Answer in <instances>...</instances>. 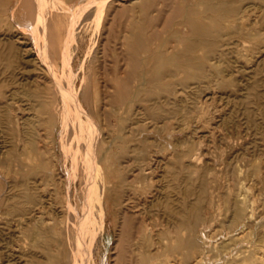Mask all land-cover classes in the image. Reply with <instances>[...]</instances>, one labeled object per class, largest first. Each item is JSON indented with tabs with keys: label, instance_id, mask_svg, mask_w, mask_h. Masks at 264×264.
Listing matches in <instances>:
<instances>
[{
	"label": "bare ground",
	"instance_id": "obj_1",
	"mask_svg": "<svg viewBox=\"0 0 264 264\" xmlns=\"http://www.w3.org/2000/svg\"><path fill=\"white\" fill-rule=\"evenodd\" d=\"M244 1L0 0V17L10 18L0 20L1 71L11 77L0 83V264H97L94 240L105 221L107 231L114 229L115 264H264V196L257 186L264 184V156L250 160L248 171L236 167L241 159L234 162L236 180L209 181L206 173L195 179L198 170L212 169L202 165L207 153L196 126L178 141L186 168L179 190L168 181L173 173L159 174L175 149L160 148L158 160L142 157L147 151L132 155L136 148L128 144L137 123L179 120L189 80L209 81L195 88V122L214 134L215 124L233 115L209 102L234 82L235 72L222 65L224 47L234 45L239 61L264 73L263 28L256 20L264 0ZM115 5L127 18L118 20L116 86L105 79L112 45L103 32ZM161 13L177 19L163 20L165 33L145 32ZM80 28L88 47L84 59L81 48L76 56L88 70L78 84L71 44L80 40ZM257 83L243 95L250 103L258 99ZM253 115L246 116L249 123ZM190 123L187 118L185 128ZM128 128L129 136L122 133Z\"/></svg>",
	"mask_w": 264,
	"mask_h": 264
},
{
	"label": "rangeland",
	"instance_id": "obj_2",
	"mask_svg": "<svg viewBox=\"0 0 264 264\" xmlns=\"http://www.w3.org/2000/svg\"><path fill=\"white\" fill-rule=\"evenodd\" d=\"M173 1H180V0H173ZM189 1H191V0H189ZM260 1L261 0H257V1L256 0H245L244 2H245V5H251V4L255 3V2L260 4ZM121 2L122 3H126V2H128V0H126V1L121 0ZM115 4H118V3H115ZM261 4L264 5V1H262ZM115 6H117V7H114V6L112 7L111 6L110 8H108V15H107L106 20H105V28L103 29V32H104V35H105L104 36V41H106V42L109 41L108 45H106V46L112 45V46L108 47V50H107V54L108 55L106 54L107 55V58H106L107 60H106L105 64L107 65V67H106L105 70L107 71V74L105 75V79H107L109 84L111 83V85H115L116 86L118 84L117 83L118 81L117 82L115 81V70H114L115 68L114 67H115L116 59H118V56H117L118 55V20H122L123 23L125 24L126 21H127V18H126V15L121 17L118 14V12H117L118 9H120V7L118 8V5H115ZM115 11H116V13H115ZM149 13H152V11H149ZM263 13H264V10H263V12H260V15H261V16L259 15L260 18H259V16L256 18V20L259 19L261 21L258 25L263 28V30H262L263 35L262 36H264V22H263L264 21L263 20L264 16H262V15H264ZM115 15H116L117 18H115ZM113 16H114V21L112 20ZM118 17L119 18L121 17V18L119 19ZM124 18H126V19H124ZM173 18L177 19L174 15L171 16V14H169V13H167V14L161 13L160 16L158 17V19H156V21L154 22V24L156 22L160 23L159 28L157 26H154V24H153V25H150V27L148 29H146L147 31H145V32H149V34H151L152 32H160V33L163 32V33H165L166 30H167V27H168L167 24L169 23V21L171 23L174 22ZM166 19L168 20V23L164 24L163 20L165 21ZM171 19H173V20H171ZM0 20H10L9 15L7 13L2 14L1 17H0ZM111 23H114V24L116 23V24L112 25ZM106 24H107V26H106ZM166 25H167V27H166ZM108 26L110 28H112V29H109ZM156 27H157V29H156ZM113 28H114V30H113ZM107 29H109V32H108ZM162 30H164L165 32L162 31ZM105 33L108 35V37H107V35ZM109 33H111L110 35L112 37L109 36ZM113 36H115V37H113ZM83 37H85V29L84 28H80V35H79V39L80 40L78 42L74 41V43L71 44V52L73 53L72 54L73 57L75 56V59H74V64H76L75 65V70H76V73L79 76V77L77 76L78 84L81 83V81L83 80V77H85L84 75L86 74V72L88 70L86 68L87 65L85 63L83 65L82 64L79 65V60L80 59L76 56L77 53L80 51V48H81V50L82 49L83 50L79 52V55L81 56V59H84L83 57H84V55L86 53L85 50H87L88 44H87V42H85V40H83ZM105 37H107V39H109V38H112V39L107 40ZM110 40H112L111 41L112 44L110 43ZM113 40H114V42H113ZM115 41H116V43H115ZM248 43H249L250 46L247 45ZM245 45H246V47H249V48L253 47V46H251V45H253L251 42H247ZM263 45H264V43H263ZM233 47H234V45H232V44L226 45L224 47L225 49H227V51H226L227 53L225 54V61L222 63V65L225 66L226 68H228L229 71H234L235 72V76H232V78L234 79L233 85L231 87H228V89L227 88H220V89L216 90L217 91L216 95H213V96L211 95V98L209 99V102L214 104L215 106L219 105V107H221V108H222L223 105H225V106H223L222 113H224V111L226 113L229 110H233L234 117L232 115L230 118L227 117V119L224 122L216 123L215 124V126H216L215 129H217V130L214 131V134L209 131V127H204L202 124L195 122L194 118L191 117V116H194V114H195L194 113L195 111L193 110V106H194L193 103H194L195 99L197 98V95L198 96L200 95L199 92H195V90H196L195 88H196L197 85H203V88H204V86L206 85L204 83H208L209 81L207 80V78H204V81L202 80V81H200L198 83H195L194 81L189 80L188 84H187L188 88L186 87V91L185 92L182 91V93H180V98L182 99L180 103L182 105H184V107L186 106V110L187 111L189 110L190 112L188 111L186 113L185 112L186 110L183 111L181 116H179L180 117L179 120H176L174 118H171V120H165L164 124H162L163 126H161L160 123L157 124L156 120L151 121L152 120V119H150L151 117L148 118L145 121V122L148 121L147 127L144 126L145 125L144 122L143 123L142 122L137 123L136 124L137 128L135 130L136 132L134 131L135 135L133 136V134H132V139L133 140H132L131 143H128L133 148H136L135 153L132 154V155H137V156L141 157L142 153L147 151V154L144 153L142 155V157L151 158V155H153V156L155 155V156H157L156 158L158 160H162V157H160L161 156L160 155V152H161L160 148L166 147V146H168V147L170 146L169 149H171V150L175 149L176 150V154H177L176 157H174L171 160H167V162H166L167 164L163 163L164 167L166 166L165 167L166 169L163 168L162 171H160L159 174H162L165 171L166 173L169 172V173H173L174 175H176L175 177H173L174 175L170 176L168 178V181L169 182L172 181L171 184L176 186V188L179 189V190H181L180 187L184 183V178L182 177V176H184L183 175L184 172H181V171H184V169L186 170V168H185V164H184L185 157H183V155L180 153L183 150V148H182L181 145H179L178 141L179 140H185L188 135L193 133V128L196 127V126H198V132H200L199 135H201L200 140L203 141V144L205 146L204 147L205 148V152L207 153L206 158L204 159V162L202 163V165L204 164V165H207L208 167H210V165H211L212 167H210V168H212V169L210 170V172L208 171L209 173L206 170H205L204 173H202L203 170H198L196 173H194L192 175V177L195 178V179H197V177H200L201 174H205L206 173L205 174L206 177H210L208 179L209 181H212V180L214 181L216 179H218L219 181H227L231 177H232V179L234 178L233 180H236V179H238V175H237V172H234V170H233L234 167L236 166V164H237L236 167H239V168L241 167L240 169H243V171H248V168H249L248 165L250 163V160L256 159L255 157L257 155L258 156H260V155L264 156V126H262V125H264V115H263L264 114V73H263V71H259L258 73L257 72L255 73V72L252 71V69L254 68L252 63L251 64H245L243 60L239 61L236 58V54L233 52ZM229 49L232 50V51H229ZM75 51H77V52H75ZM83 52H84V54H83ZM116 56H117V58H116ZM77 59H79V60H77ZM102 60H103V58H101V65H102ZM104 61H103V63H104ZM235 61H237L238 63L236 62L237 63L236 64ZM0 65H1V68H0V81L1 82L0 83L2 84V82L5 81V79H6V81L10 80L11 77L9 76L10 75L9 72H4V73L2 72V71H6V70H3L4 69V68H2L3 64L0 63ZM240 66H241V68H240ZM3 67H4V65H3ZM81 67H83V68L85 67L86 69L85 68L83 69ZM1 72H2V74H1ZM257 75H259V76H257ZM3 76L4 77L6 76V78H4ZM238 76H239V78H238ZM252 80H257L258 81L257 85L252 90V92H253L254 95L258 96L257 98L259 100L255 98L254 101L250 103L249 102L250 100L249 99H244L243 95H245L246 92H249V89L247 87H248V85L250 84V82ZM5 83H8V82H5ZM241 86L243 87L242 89H241ZM208 91H211V89H207V88L204 89V92H208ZM236 91H237V93H236ZM204 92L201 93L202 96H203ZM227 96H230V97L226 98ZM242 97H243V99H242ZM0 102H1V100H0ZM239 102H241V103H239ZM241 109H243V112H242ZM249 109H251V112L249 111ZM237 110L239 112H237ZM246 110H248V112ZM254 112H256V113L253 115ZM250 113H251V116L252 115L254 116V118L252 117V120L256 119V120H253V122L255 121L254 123L259 124V125H255L254 126L253 122L249 123L250 119H248V118H249V114ZM187 118H190V121H191L190 126L192 128L191 127L188 128V129L185 128L186 127L185 123H186V119ZM137 121H140L139 117L134 119V122H137ZM257 121H260V123L259 122L257 123ZM180 126L183 129V131H179ZM235 126H237V127H235ZM128 130H129V128L127 129V132H126V130H124V131H122V133L129 136V134H128L129 131ZM143 130L145 131V133H144ZM244 131H245V134H244ZM215 132H216V134H215ZM119 133H121V131L120 132L118 131V134ZM171 134L175 135V137H176L177 141L175 140L174 143L171 142ZM202 135H204V136H202ZM230 140L232 141V144H229L228 141H230ZM255 140H256V142H255ZM233 143H235V144H233ZM233 145H234V147H233ZM245 146H248V148L250 150V153L246 152ZM252 149H254L255 151L253 152ZM17 154H18V159L19 160H20L21 157H22V159L24 158V156H22V155L19 156V153H17ZM237 154H238V156H237ZM240 154H242V155L240 156ZM177 156L179 157V159H178ZM236 156L238 157V159H236ZM129 157L130 156H127L125 158V160L129 159ZM12 158L16 159L17 157L15 158L13 156ZM153 158H155V157H153ZM239 159H241V160H239ZM223 160L226 161V162H224ZM238 160H239V162H238ZM244 160H246L245 164H244ZM256 160H259V158L256 159ZM165 161L166 160H164L163 162H165ZM234 162L235 163L238 162V163L235 164ZM161 164H158V166L161 165ZM163 164H162V166H163ZM233 164H235V165H233ZM240 164H242V165L239 166ZM243 164L245 166H243ZM230 165L232 167H230ZM6 166H8V164H6ZM225 166H228V167H225ZM214 167H215V170H213ZM180 168H181V170H180ZM1 169H2V167H0V170ZM186 173L187 172L185 171V174ZM180 174H181V176H180ZM244 175L245 174L243 173L240 176L243 177ZM176 177H177V179H175ZM178 177H181V179L178 178ZM180 180L183 181V182L181 183ZM176 181H178V182H176ZM251 183L254 184V180H251ZM257 186L260 188V190L258 192L263 194V196H264V184H259ZM258 187H257V189H258ZM176 193H178V191H176ZM113 212H116V210L113 209ZM4 221L5 220H3L1 222V227L3 228V231L5 233H7L8 232V226H5ZM106 225H107V222L105 221L104 224H103L104 228L102 227L101 228L102 230L100 229L98 231L99 233L97 232V234H96L97 237L95 236V240H94V243H96V244H94V248H93V251H94L93 252V258L96 260L97 264H115L116 263L115 261H117V259H116L117 258V254L116 253H118V250L114 249V247H115V243H114L115 242L114 241L115 240V238H114V229L112 227H110V229L107 231L105 229L107 227ZM102 232H103V234H102ZM95 241H98V242H95Z\"/></svg>",
	"mask_w": 264,
	"mask_h": 264
}]
</instances>
